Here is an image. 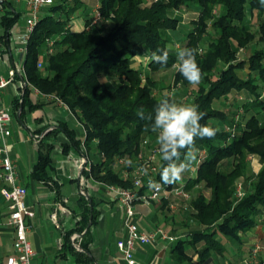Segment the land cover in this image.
Segmentation results:
<instances>
[{"label":"trees","instance_id":"obj_1","mask_svg":"<svg viewBox=\"0 0 264 264\" xmlns=\"http://www.w3.org/2000/svg\"><path fill=\"white\" fill-rule=\"evenodd\" d=\"M82 4V0H55L44 10L24 59L26 85L21 89L24 92L14 99L11 113L16 118L22 108L23 118L27 106L35 108L32 88L43 95H55L85 129L79 139L77 131L67 122L60 123L59 128L70 145L77 149L84 146L88 154L93 150L100 158L91 161L90 168L84 170L85 177L132 188L133 162L139 160L142 143L147 137L157 136L150 129L152 120L147 117L154 116V109L162 99L179 103L170 93H164L162 89L158 92L154 76L173 69L176 64L177 52L169 48L170 38L166 32L179 28L180 18L174 12L182 6L198 8L185 47L195 50L202 79L199 84L192 85L176 69L174 84L183 88L194 86L190 104L199 105V111L205 113L201 125L218 131L211 139H195L196 150L207 151L197 177L187 179L188 191L196 185L203 186L190 200L192 219L200 229L192 232L187 240H179L174 252L180 263L192 261L186 251V246H190L200 257L198 264H207L213 253H223L227 247L219 237L229 243L242 244L243 236L259 224L257 217L264 207V117L251 115L244 128L238 122L235 132L231 133L222 125H232V114L215 106L216 101L228 98L234 91H249L254 100L245 105L246 112L253 107L264 110L258 83L259 79L264 81V6L260 0H101V15L111 23V28L106 33H99L89 27L90 20L83 30L72 31V18ZM248 11L253 16L257 13V30L246 21ZM18 20L19 16L8 10L2 14L0 40L9 34ZM257 37L261 45L247 61H239L241 49L247 48ZM48 40L54 41L51 54H46ZM141 46H145L150 56L157 48L166 49L168 62L159 64L151 60L148 72L132 67ZM40 61L43 68L38 67ZM243 69L248 70L246 77L239 73ZM140 108L144 109L145 119L137 115ZM58 131L50 132L39 143V158L32 174L35 181L55 184L49 174L55 143L46 142V139ZM64 147L67 150L69 144ZM251 154L261 163L257 173L248 161ZM121 158L132 162L127 167L128 177L116 170V163ZM228 159L234 160L233 165L223 170ZM159 164L158 180L161 181L160 172L166 164L161 155ZM241 180H244L245 194L236 202V187ZM246 181L250 186L245 184ZM206 190L210 191V196L206 195ZM146 192L147 185L140 193ZM79 200L84 205L81 220L75 230L65 234L63 249L64 253L76 256L79 262L95 264L90 255L92 237L89 231L81 242L82 252L76 251L71 241L75 232L83 234L88 228L92 214L89 199L81 196Z\"/></svg>","mask_w":264,"mask_h":264},{"label":"crops","instance_id":"obj_2","mask_svg":"<svg viewBox=\"0 0 264 264\" xmlns=\"http://www.w3.org/2000/svg\"><path fill=\"white\" fill-rule=\"evenodd\" d=\"M27 1L5 0L3 14L8 10L11 14L19 16L18 22L12 27L9 34L3 40H0V72L6 76L10 69L20 67L25 59V55L21 53L20 46L21 38L25 32V19L29 11ZM93 1L92 14L89 15L86 12L84 13L85 16L83 15L81 18L73 16L70 25L72 31L83 30L87 26V20H90L91 23L89 27L91 29L97 28L99 33H106L110 30L111 23L104 18L97 23L93 21L95 9L100 6L101 0ZM146 1L149 2L151 0ZM195 13H198V10L196 11L194 8L185 14L180 11L184 24H187L188 21L191 22L194 19H192L193 16L197 17ZM253 17L251 13L249 16L247 15V22L252 23ZM2 33L3 30L0 27L1 36ZM183 44L185 48L186 42ZM260 45L261 43L258 44V47ZM145 50L148 51L147 49ZM250 50L251 47L249 48L248 46L241 49L239 53L244 52L248 57L249 55L247 54H249ZM138 56L139 49L135 59ZM150 57L149 54L142 58V70L144 72H148ZM245 59L246 57L238 60L245 61ZM19 64L20 66H18ZM173 70H176V68L174 67ZM156 81L158 82V80ZM22 83L26 85L23 78L19 76L11 85L1 91V94L3 91L6 92L7 99L14 96L9 104V100L6 102L5 98L0 95L2 105L10 111H12L14 99L23 95L24 91L21 92L20 90ZM179 88V92L185 94L186 89L181 86ZM32 89L31 99L35 108L27 106L23 118H21L22 108L17 112V116L12 122V137L9 139V143L19 183L25 185L28 189L26 204L35 213L34 218L30 220L33 228L29 233L30 241L36 251L34 262L36 264H84L77 261L76 256L73 254L64 253L63 247L65 234L75 230L81 220L84 205L80 203L79 199L81 196H85L89 199L92 214L88 228L84 233L78 234L75 232L71 236V241L76 247V251H83L81 242L84 234L89 231V235L92 237L90 255L94 258L95 264H128L117 247V241L122 239L127 232L124 206L109 192L108 184L85 177L84 170L89 168L92 160H97V155L92 152L88 154L84 146L82 149H77L70 145L66 134L59 128L60 123L67 122L71 128L77 131L78 138L81 139L84 134L82 125L79 124L76 115L64 104L40 94L34 88ZM159 91L160 88L158 89ZM260 91L264 100V90L260 88ZM225 100L216 101L215 106L227 113H231L234 122L239 117L241 128L246 126V120L251 115L264 117V110H262L263 115H260L261 109L257 110L258 107H253L246 112L245 105L252 103L254 100V96L249 91H234ZM240 109H244L245 113L243 112V115H241ZM229 125L230 123L222 125L225 131H227ZM54 130L59 131L56 135L48 136L46 142L55 143L52 152L53 164L49 171L50 177L55 184L52 181L48 183L35 181L32 174L39 158V143L43 137ZM25 131L28 132V135L25 134ZM65 144H69L67 150H65ZM23 145L25 150H23ZM33 149H37V152L35 153ZM141 151H144L143 146ZM141 151L140 153H142ZM258 159L253 154L248 157V161L254 169H256L255 164L259 165L255 173L261 168V163ZM195 176L197 177V174ZM188 178H190L189 175H183L181 181H187ZM3 185L4 183L0 182V188ZM196 187H199V185H196ZM172 199L183 201L179 197L172 196L171 199L153 201L149 205H145L141 201L135 203L136 220L142 230L150 231L162 228L168 235L176 237L174 241L157 237L147 244L136 245L135 257L137 264H198L200 257L196 250L190 246H186V251L192 257V261L180 263L175 255L174 247L176 243L179 240H187L192 232L200 228L192 219V215L190 218L189 215L186 218L185 213H181L180 208L182 207L179 208V204ZM54 214L57 216L56 219L52 217ZM93 214L95 215L94 221L92 220ZM8 216V203L0 194V264L6 262L8 257L15 255L13 247L15 229L8 224ZM257 218L259 224L243 236L242 244L237 242L229 243L224 237L220 236L219 238L226 243L227 247L223 253H213L211 260L207 264H244V261L251 257L252 248L256 243L264 246V207L260 209ZM191 223L196 227L191 229ZM201 246L199 248H202ZM263 263L264 248L260 250L257 259L251 264Z\"/></svg>","mask_w":264,"mask_h":264},{"label":"built area","instance_id":"obj_3","mask_svg":"<svg viewBox=\"0 0 264 264\" xmlns=\"http://www.w3.org/2000/svg\"><path fill=\"white\" fill-rule=\"evenodd\" d=\"M27 3L29 11L25 19V32L21 38L20 46L23 55H26L27 53L31 35L40 21L44 10L53 5L55 0H28ZM4 8L5 0H0V19ZM102 19L103 17L98 6L95 9L93 21L97 23ZM47 47L46 54L53 53L54 41L48 40ZM38 67H44L42 61L38 63ZM19 76L26 79L24 62L20 67L10 69L7 76L0 72V95L1 91L11 85ZM44 96L56 99L64 104L55 95ZM13 120L14 116L10 110L2 105L0 96V182L4 183L0 188V194L8 203V224L15 229V239L13 243L15 255L8 257L7 261L2 264H36L34 262L36 251L29 238V233L33 228L30 220L34 218L35 213L26 204L28 189L25 185L19 183L16 165L10 150L9 139L12 137ZM238 122L239 117L236 118L232 125L227 127V131L234 133ZM79 124L81 123L79 122ZM160 155L159 145L149 153L143 151L139 154V164L136 171L137 174H135L132 188L110 184L107 186L113 197L119 200L125 208V227L127 232L122 239L117 241V247L128 264H137L135 257L136 245L147 244L155 240L157 237L169 241H174L176 239V237L168 235L162 228H156L150 231L142 230L139 226V222L136 220L137 212L135 209V203L141 201L145 205H149L151 201L168 199L172 196L179 197L186 202H189L192 199L191 192L187 190V181H179L177 184H164L158 180ZM195 155L196 159L190 170L191 178L198 172L200 165L206 159L207 151L205 149H198L196 150ZM131 163H129L128 160L121 158L117 161L116 165L120 164L122 166H127ZM145 167L148 169L147 175L142 171V168ZM120 171L123 173L122 175L126 177L130 174L128 169H122ZM150 182H153L154 186L150 187ZM145 185H147V192L141 194L140 191ZM242 186V182L239 181L237 183L235 194L236 202L245 194ZM52 217L53 219L57 218L56 214ZM263 248L264 246L256 243L252 248L251 257L246 259L244 264H251L256 260L260 250Z\"/></svg>","mask_w":264,"mask_h":264},{"label":"clouds","instance_id":"obj_4","mask_svg":"<svg viewBox=\"0 0 264 264\" xmlns=\"http://www.w3.org/2000/svg\"><path fill=\"white\" fill-rule=\"evenodd\" d=\"M264 6V0H260ZM150 59L159 64H166L169 52L166 49L157 48L151 53ZM174 67L192 85H197L202 79V71L196 61V52L191 48H181L176 54ZM137 115L145 119L144 109H138ZM205 113L199 111L197 104H183L175 100L162 99L154 109V116L147 119L152 120L150 129L156 133V141L159 145L163 161L166 164L160 172L161 181L164 184H175L181 181L186 170L191 167L196 159L195 139L213 138L218 129L208 125H201ZM183 153V159H181ZM131 163V161H129ZM145 175L148 169L142 168ZM154 186L150 182V187Z\"/></svg>","mask_w":264,"mask_h":264},{"label":"rangeland","instance_id":"obj_5","mask_svg":"<svg viewBox=\"0 0 264 264\" xmlns=\"http://www.w3.org/2000/svg\"><path fill=\"white\" fill-rule=\"evenodd\" d=\"M84 2V4H83V6L80 8V9H78L77 11H76V13H75V15L74 16H77L76 18H81L83 15L85 16V14L84 13H88L89 15L90 14H92L91 12H92V7H93V4H94V1L93 0H84L83 1ZM192 8H194V9H196V11H197V9L198 8H195L194 6H190L189 8L187 7V6H182L181 7V9H179L180 11H182V13L183 14H185L187 11H189L190 9H192ZM180 11L179 12H177V13H175L174 12V14H175V16L176 17H178V18H180V25H179V28L176 30V31H168V32H166V35L170 38V41H169V43H168V46H169V48L172 50V51H174V52H178L181 48H184V44L183 43H185V42H187V38H188V33H189V31L191 30V28H192V24H191V22L190 21H188L187 22V24H184V22H183V18L181 19V14H180ZM196 15H198V13H195ZM256 14V16H254L253 17V19L254 20H252V24H254V23H256V24H254L253 26H255V30H257V28H258V26H257V24H258V22H257V13H255ZM250 15V12L248 11V16ZM195 17L196 16H193L192 17V19L194 18L195 19ZM190 18V17H189ZM246 21H248L247 19H246ZM82 22V21H81ZM96 32H99L98 31V29L97 28H95L94 29ZM101 33V32H100ZM259 43H261V42H259V37H257V39L254 41V42H252V44H250L249 45V48L251 47V50H250V52H249V54H247V55H249L248 57L244 54V52H241V53H239V55H238V59L240 58V59H244L245 57H246V59H245V61H247L248 59H249V57L251 56V53H253L254 52V50H255V48H257L258 47V44ZM177 44H179L178 46H177ZM203 47V46H202ZM146 48H145V46H141L140 48H139V56L135 59V61L132 63V67H134V68H136V69H142V62H143V60H142V58H144V57H146L147 55H149V52L148 51H146L145 50ZM243 49V48H242ZM18 66H20V64L18 65ZM173 69H171V70H167V71H165V72H159V73H157V74H155L154 76H155V78H156V80H158V82H157V84H158V87L160 88V89H162L163 90V92L164 93H170L172 96L174 95V96H178L177 98H178V100H179V103H183V104H190L191 102H192V100H193V90H194V86L193 87H191V86H189V87H186L185 89H186V92H185V94H181L179 91H180V84H174V75H175V71L176 70H173ZM247 71L245 70V69H243V70H241V71H239V73H240V75L241 76H244V77H246L247 75V73H246ZM103 77V76H102ZM258 83H259V85H260V88L261 89H263L264 90V81L262 80V79H259V81H258ZM24 86L25 85H23V83L20 85V90L22 89V88H24ZM114 86H115V84H114ZM4 93V94H3ZM3 94V95H2ZM2 94H1V96L3 97V98H5L4 100L6 101V102H8V100H9V104H10V102L12 101V99L14 98V96H11V97H9V99H7L6 98V92H2ZM264 94V93H263ZM264 98V97H263ZM11 100V101H10ZM56 100V99H55ZM223 100H225V99H223ZM223 100H221V101H223ZM56 101H58V100H56ZM226 101V100H225ZM58 102H60V101H58ZM61 103V102H60ZM62 104V103H61ZM65 105V104H64ZM218 105H219V103H218ZM217 105V106H218ZM66 106V105H65ZM67 107V106H66ZM68 108V107H67ZM260 109V107H258L257 108V110H259ZM240 111H241V115H243V112L245 113V111H244V109H240ZM263 111H261L260 112V115H263V113H262ZM234 123V122H233ZM232 123V124H233ZM25 134L26 135H28V132L27 131H25ZM154 140H156V137H153V136H150V137H147L146 138V140L142 143V146H143V148H144V152H146V153H149V152H151L153 149H155V147L157 146V143H155L154 142ZM23 150H25V146L23 145ZM33 151H35V153L37 152V149L36 150H34L33 149ZM93 154H94V151L92 150L91 151ZM100 158L97 156V160H99ZM259 160V159H258ZM139 161V160H138ZM138 161H136V162H133V165H134V167H133V170H132V172L134 173V175H133V181H134V178H135V174H137L136 173V171H137V167H138V164H139V162ZM233 159H228V160H226L225 162H224V166H223V170H227L228 169V167H231V165H233ZM195 162V160L192 162V164H191V168H189L188 170H186L185 172H184V174L183 175H189V177L191 176V173H190V170L192 169V166H193V163ZM129 165H127V166H122V165H116V170L119 172L120 170H122V169H126L127 170V167H128ZM255 166H256V169H254V167H252V170H253V172L255 173L256 171H257V169H258V167H259V165H256L255 164ZM198 173V172H197ZM196 173V174H197ZM120 174L122 175L123 173H121V171H120ZM124 176V175H123ZM124 177H126V176H124ZM128 177V176H127ZM194 178H196V176L194 177ZM189 179V178H188ZM244 181V180H243ZM239 182V181H238ZM241 182H242V180H241ZM247 182V181H246ZM245 182V184L246 185H248V186H250L249 185V183L247 182L246 183ZM242 184H244V183H242ZM111 185H113V184H111ZM243 187V186H242ZM193 189H195V190H193ZM193 189H191L190 190V192H191V194H192V197L195 195V194H198V191L200 190H202L203 189V186L202 185H199V187H194ZM236 189H237V187H236ZM249 189H250V191H252V187H249ZM205 193H206V195L207 196H210V191L209 190H206L205 191ZM172 197H170V198H168V199H171ZM174 202H177L178 204H179V208L180 207H182V208H180V210H181V213L182 214H184L185 213V217L186 218H188V215H189V218H190V216H191V214H192V205H191V203H190V201L189 202H186V201H184L183 199H181V200H183V201H180V200H176V199H172ZM154 201H157V200H154ZM151 202H153V201H151ZM194 210V209H193ZM184 211V212H183ZM187 213V214H186ZM189 221V220H188ZM192 225H190V226H192L191 227V229H193V228H195L196 226L193 224V223H191ZM224 241H226L225 239H224Z\"/></svg>","mask_w":264,"mask_h":264}]
</instances>
